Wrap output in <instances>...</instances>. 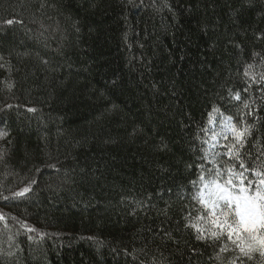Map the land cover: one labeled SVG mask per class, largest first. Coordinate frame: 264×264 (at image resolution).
Returning a JSON list of instances; mask_svg holds the SVG:
<instances>
[{
    "label": "trees",
    "instance_id": "trees-1",
    "mask_svg": "<svg viewBox=\"0 0 264 264\" xmlns=\"http://www.w3.org/2000/svg\"><path fill=\"white\" fill-rule=\"evenodd\" d=\"M262 75L264 0H0V264H264L196 230L208 133L264 169Z\"/></svg>",
    "mask_w": 264,
    "mask_h": 264
},
{
    "label": "snow or ice",
    "instance_id": "snow-or-ice-1",
    "mask_svg": "<svg viewBox=\"0 0 264 264\" xmlns=\"http://www.w3.org/2000/svg\"><path fill=\"white\" fill-rule=\"evenodd\" d=\"M248 75L249 72L246 70L245 76ZM261 81L264 82V75L261 76ZM235 99H241L239 93L236 94ZM243 107L248 108V103H244ZM250 127L249 125L242 129L238 128L233 123L232 117L227 118L224 128L227 133H231L234 141L230 146H226L227 155L230 159L235 158L239 161V168L242 170L237 172L233 168L217 169L214 175L210 173L213 175L212 179L205 180L203 176L200 177L203 187L198 193L199 201L205 206L213 228L205 233L204 229L194 226L200 233L197 239L210 237L213 241H217L221 236L226 235L227 239L249 258L250 252L264 250V169L254 171L253 178H249L246 175L249 169L240 158V149L245 145V138L251 135ZM227 133H223V138L226 140ZM225 172L227 177L221 182ZM23 194V192L17 193L18 196Z\"/></svg>",
    "mask_w": 264,
    "mask_h": 264
},
{
    "label": "rangeland",
    "instance_id": "rangeland-1",
    "mask_svg": "<svg viewBox=\"0 0 264 264\" xmlns=\"http://www.w3.org/2000/svg\"><path fill=\"white\" fill-rule=\"evenodd\" d=\"M224 124L225 123H221V125L219 126L220 128L217 130V132H211L207 134V138L205 139L206 149L212 150L215 147L213 145H215L216 142H218L221 138H223V133H227V130L224 128ZM213 129H216L215 126L212 127V131ZM227 135H228V139H232L231 133H227ZM208 221L210 222V218L208 219ZM209 224L212 225L211 222Z\"/></svg>",
    "mask_w": 264,
    "mask_h": 264
}]
</instances>
